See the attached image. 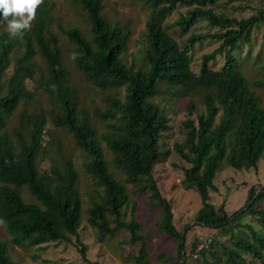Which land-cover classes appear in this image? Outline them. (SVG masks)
<instances>
[{
    "label": "trees",
    "instance_id": "obj_1",
    "mask_svg": "<svg viewBox=\"0 0 264 264\" xmlns=\"http://www.w3.org/2000/svg\"><path fill=\"white\" fill-rule=\"evenodd\" d=\"M69 1L84 15L88 27L84 30L71 26L65 33L70 57L74 52L79 54L72 60L74 68L105 96L107 107L96 108L95 117L105 121L106 128L100 134L92 120L95 117L88 116L81 105L80 89L62 60L61 42L49 25L53 6L44 0L33 30L16 41L18 47L25 44V54L13 61V42L0 48V221L10 241L17 246H37L72 241L70 236H75L74 244L83 260L98 264L88 257L79 232V171L73 159L65 155L62 138L48 128L51 122L70 134L89 160L87 172L98 185L91 195L89 223L98 229L101 238L118 229L129 230L131 242L139 243L133 254L135 264H166L170 260L173 264H264V184L251 185L245 203L233 212L224 203L215 207L210 194V189H217L214 179L224 160L237 169L257 168L264 155V104L253 89H264V79L251 82L238 56L243 43H251L253 32L264 23V5L249 17L237 18L214 10L212 6L220 0H137L148 8L149 17L138 62H130L129 25L108 18L104 0ZM179 5L193 7L174 24H166L165 19ZM200 18L208 20L215 30L192 33L184 45L169 32L179 26L181 34H187ZM207 39L219 42V46L202 56L196 73L192 51ZM34 43L47 63L39 76L33 62ZM218 55L224 56V64L214 68L211 62ZM12 64V74L3 80ZM260 68L264 75V64ZM27 80L35 81L48 95V106L21 112L13 125L15 142L5 128L15 121L14 113L21 101L34 97ZM199 89L204 108L198 110L196 102L189 101L183 121L185 139L174 145L189 163L183 167V186L194 188L202 198L196 223L217 230L200 249L193 243V263L185 235L191 225L181 231L176 228L172 204L162 194L154 174L155 166L171 154L161 143L171 125L164 108L153 98L163 92L187 95ZM44 129L51 133L46 136ZM103 143L112 154L111 162ZM52 144L57 146V156L51 153ZM47 158L50 167L43 170ZM110 163L125 175L131 189L111 170ZM25 192L31 199L24 197ZM145 194L151 205L161 210L158 227L176 242V255L160 252L155 261L151 260L150 233H143V224L134 215L136 200L131 198ZM128 207L134 212L127 221L124 215ZM223 235L227 238L222 239ZM0 264H18L1 232Z\"/></svg>",
    "mask_w": 264,
    "mask_h": 264
},
{
    "label": "rangeland",
    "instance_id": "obj_2",
    "mask_svg": "<svg viewBox=\"0 0 264 264\" xmlns=\"http://www.w3.org/2000/svg\"><path fill=\"white\" fill-rule=\"evenodd\" d=\"M54 7L57 19L63 17L69 23L75 26H81L87 29L85 17L81 12L75 10V6L69 0H46ZM105 14L112 21H120L128 24L132 32L130 35L129 49L127 59L130 62H138L139 52L144 47L143 32L146 28V22L149 17L148 8L137 0H104ZM264 5V0H220L218 5L212 6L216 12L224 11L230 16L243 18L249 17L256 13ZM193 6L179 5L178 8L165 19L166 24H174L188 9ZM58 29V28H57ZM215 27H211L208 20L200 18L187 34H181L179 26L170 28L169 32L175 39L184 45L186 39L192 33H207L214 31ZM68 45V43H66ZM219 46V42L207 39L195 45L192 51V69L199 73L202 63V56L212 52ZM22 55V54H20ZM16 54H13L15 57ZM239 58L243 61V71L249 80L255 81L264 79L261 65L264 64V23L255 29L252 34L251 43H243L240 50ZM224 64V56L218 55L215 61L211 62L212 67L220 68ZM44 62L41 64L44 68ZM68 67L73 73V79L80 89V102L84 111L88 116L91 114L95 117V109L101 110L107 107L105 96L94 85L84 80L82 74L78 72L72 60H69ZM13 64L7 70L3 80H7L13 72ZM27 88L33 93V98H26L21 101L14 114L15 121L10 122V126L5 128L13 140L17 138L13 129L16 120L21 112H32L34 108L40 105L48 106V95L37 87L33 80H27ZM255 92L260 96L261 102L264 104V89L253 87ZM203 92L196 90L187 95H177L163 92L156 96L153 100L164 108L165 113L170 118L171 129L165 132L161 138V143L171 150L169 158L155 166L154 174L157 179L158 186L162 194L172 204L174 214V224L178 230H183L184 226L190 224L189 230L185 231L187 253H190L191 261L195 262V256L191 255L193 243L198 244L200 249L208 238H214L217 230L196 223L195 216L197 211L202 207L203 202L200 194L194 188H186L183 186L184 171L183 167L189 166V163L179 156L174 150L176 143H182L185 139L186 128L183 121L187 117L188 104L190 100H194L198 110H203ZM86 114V115H87ZM13 119V117H12ZM11 119V120H12ZM98 132H103L106 128L105 121L99 117L92 118ZM16 126V125H15ZM48 128L52 133L56 132L62 138V148L65 155L70 156L76 168L79 171V187L82 194V213L81 225L79 228L82 242L87 246V255L92 263L98 264H135L133 254L137 253L139 243H132L130 240V232L127 229H118L112 235H105L101 238V233L96 227H93L89 221V207L92 205L91 195L98 185L92 176L87 172L88 159L83 152L76 146L73 137L66 133L64 129L55 127L49 122ZM46 136L51 133L48 129H44ZM106 158L111 162L112 154L103 143ZM57 146L51 145L52 155H56ZM50 159L47 158L42 163V169H49ZM110 168L120 178L126 186L131 189L133 186L126 182L125 175L114 169L110 163ZM214 182L217 189H210L211 203L218 207L225 204L229 212H233L241 207L248 196L251 185L264 184V155L258 163V167L237 169L229 165L226 160L222 162L221 169L217 172ZM24 197L31 199L28 192L24 193ZM132 200H136L137 207L135 212L132 207H128L125 220H130L134 215L143 224V233L149 235V251L151 260H156V255L160 252H167L176 255L177 244L171 238H168L164 232L158 227L161 210L151 205L148 194L131 196ZM0 232L2 237L9 242L10 254L13 260L18 264H88L86 263L77 246L74 244L75 236H70V240H62L50 243H44L37 246H17L14 245L10 238L5 225L0 221ZM222 239H226L227 235H223ZM167 254V255H169ZM170 260L166 264H173Z\"/></svg>",
    "mask_w": 264,
    "mask_h": 264
},
{
    "label": "clouds",
    "instance_id": "obj_3",
    "mask_svg": "<svg viewBox=\"0 0 264 264\" xmlns=\"http://www.w3.org/2000/svg\"><path fill=\"white\" fill-rule=\"evenodd\" d=\"M43 3L44 0H0V48L3 45H8L9 43L13 42L12 44L15 45V57L21 56L20 54H25V44H23L22 47H18L20 45H18L16 41L18 38L20 40H23L25 33L27 31L31 32L33 30L35 26L37 11L39 7L43 5ZM50 14L52 16V19L49 21V25L51 30L54 32L55 35L58 36V39L61 42L63 48V54H61V57L63 62L67 66L69 60H75L79 55L78 53L74 52L72 53V57H70L71 52H69L68 49V37L65 34L71 26L75 25H72L63 17L57 19L54 7H50ZM77 27L83 29L81 26ZM66 43H68V45H66ZM34 47L35 48L33 52V62L35 63V69L38 73L37 75L39 76L41 75V71L46 69L47 63L43 55L39 52L38 49H36L35 43ZM11 59L15 61L14 57H11ZM43 62L45 64L44 68H42L41 66ZM16 111L17 109L15 110V113ZM14 141L17 142V138Z\"/></svg>",
    "mask_w": 264,
    "mask_h": 264
}]
</instances>
